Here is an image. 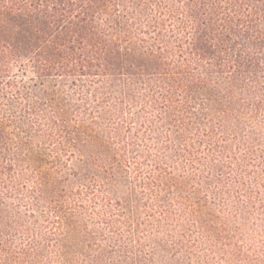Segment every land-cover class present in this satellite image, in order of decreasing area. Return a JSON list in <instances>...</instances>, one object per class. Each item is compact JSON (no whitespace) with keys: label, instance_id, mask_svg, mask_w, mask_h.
<instances>
[{"label":"trees","instance_id":"obj_1","mask_svg":"<svg viewBox=\"0 0 264 264\" xmlns=\"http://www.w3.org/2000/svg\"><path fill=\"white\" fill-rule=\"evenodd\" d=\"M260 172L264 0H0V264H264Z\"/></svg>","mask_w":264,"mask_h":264},{"label":"rangeland","instance_id":"obj_2","mask_svg":"<svg viewBox=\"0 0 264 264\" xmlns=\"http://www.w3.org/2000/svg\"><path fill=\"white\" fill-rule=\"evenodd\" d=\"M259 178H261V179L264 178V172H260ZM263 234H264V231L259 233L258 236H262ZM172 264H174V263H172ZM182 264H185V263L182 261ZM191 264H203V263L197 262V260H193ZM213 264H221V263L219 261H215V262H213Z\"/></svg>","mask_w":264,"mask_h":264}]
</instances>
